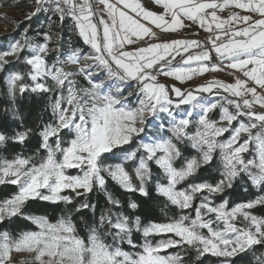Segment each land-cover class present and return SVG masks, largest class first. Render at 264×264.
Masks as SVG:
<instances>
[{
    "label": "snow or ice",
    "instance_id": "6c2138e0",
    "mask_svg": "<svg viewBox=\"0 0 264 264\" xmlns=\"http://www.w3.org/2000/svg\"><path fill=\"white\" fill-rule=\"evenodd\" d=\"M152 3L33 0L25 19L47 30L0 46V149L37 141L0 154V186L15 189L0 225L34 226L0 230V264H264V0ZM25 97L45 100L34 126ZM237 187L252 198L232 202ZM152 190L164 219L145 223L133 197ZM34 201L63 207L53 219Z\"/></svg>",
    "mask_w": 264,
    "mask_h": 264
},
{
    "label": "trees",
    "instance_id": "16d2710c",
    "mask_svg": "<svg viewBox=\"0 0 264 264\" xmlns=\"http://www.w3.org/2000/svg\"><path fill=\"white\" fill-rule=\"evenodd\" d=\"M33 4V0H0V9H23L24 11L31 7ZM55 19V18H54ZM19 27H16V32L21 33L24 31L25 28L29 29L28 34H35L37 30H47V21L45 20L44 16H39V18H33L32 21L24 20L20 24H18ZM55 29L53 31V35L55 34ZM63 37H70L71 34L67 32L65 29L63 32L60 33ZM73 39H77L74 38ZM9 38L3 37L0 39V46L6 45ZM2 75V74H0ZM5 89V85L0 80V94L3 93ZM45 103V100L43 98H37V97H25L21 99L18 102L19 109L21 113L25 116V124L27 126H34L37 122V119L39 115L41 114V109L43 108ZM2 117H0V130H2ZM7 123V130L11 132L13 128L16 127V124L12 122L11 117L8 118ZM37 147V141L33 139L30 144L28 145L27 149H22L20 145L18 144H9L5 149H0V154L11 156L12 154L16 152H20L24 150L26 153H30L31 151H34ZM209 177V173L206 170H201L199 175L196 177L197 180L207 179ZM110 189L115 192L117 196H120L122 199L126 197V194L122 193L120 189L116 188L114 185L109 183ZM13 186L3 187L0 186V198H3L5 195L11 193L14 191ZM90 199L92 202H98L100 204L104 203L103 196L97 193L89 194ZM229 197V199L234 203H239L241 201L247 200L252 198L253 191L250 190L249 193L243 192L240 188H236L235 190H231L228 193H226ZM137 200V202L140 204L139 209L137 210L138 215L142 217L144 222L146 223L148 220H156V221H162L164 219L163 213L161 209L163 208L164 201L162 198H159L156 196L154 190L151 192L150 198H144L135 196L133 197ZM221 197H217V201H219ZM63 205H61L59 208L49 205L44 202L40 201H34L31 202L27 211L31 214L36 215H44L47 214L50 218H55L60 215V208H62ZM176 210L174 208L170 209L169 214H172ZM256 213L264 214V210L256 209ZM85 219L90 218V213L85 210ZM74 220L77 222V226L83 230L84 224L80 221L79 216H74ZM4 228H8L10 231L13 232H19L22 230H28L33 229L34 226L30 224V222L25 221L23 219H15L14 222L10 224H4L0 225V230H3ZM135 239L137 242H140V236L139 234H136ZM203 264H217L216 258L212 257L210 254L206 255L205 258H203ZM235 264H253V260L251 255L245 256L241 254L240 256L235 258Z\"/></svg>",
    "mask_w": 264,
    "mask_h": 264
},
{
    "label": "rangeland",
    "instance_id": "374dc122",
    "mask_svg": "<svg viewBox=\"0 0 264 264\" xmlns=\"http://www.w3.org/2000/svg\"><path fill=\"white\" fill-rule=\"evenodd\" d=\"M33 7H34V4H32V6L26 9L25 11L23 9H18V8L0 9V39L8 36L9 40L7 43H9L14 38L19 39L20 35L23 32L17 33L15 31L16 27L22 21L26 20L25 19L26 15L33 10ZM28 35L35 37V34H28ZM61 37L63 39H68V37H63V36ZM55 38H56V35H53V39Z\"/></svg>",
    "mask_w": 264,
    "mask_h": 264
},
{
    "label": "crops",
    "instance_id": "0c3cea01",
    "mask_svg": "<svg viewBox=\"0 0 264 264\" xmlns=\"http://www.w3.org/2000/svg\"><path fill=\"white\" fill-rule=\"evenodd\" d=\"M144 3L146 4V6L147 7H149V8H153L154 7V5H153V3H152V0H144ZM154 10H156V11H160V9L159 8H155ZM184 33L186 34V35H189L190 33H189V30H185L184 31ZM200 34H204L203 32H201ZM210 75V74H209ZM206 78H208V76H206L205 77V79ZM223 78V77H222ZM200 82H202L201 80H199V79H197V80H194L192 83H200Z\"/></svg>",
    "mask_w": 264,
    "mask_h": 264
},
{
    "label": "built area",
    "instance_id": "2783aa9c",
    "mask_svg": "<svg viewBox=\"0 0 264 264\" xmlns=\"http://www.w3.org/2000/svg\"><path fill=\"white\" fill-rule=\"evenodd\" d=\"M180 35H182V36H186V34H185L184 32L181 33ZM200 36L203 37L204 34H200ZM222 77H224L225 79H231V77L227 76V74H224Z\"/></svg>",
    "mask_w": 264,
    "mask_h": 264
}]
</instances>
